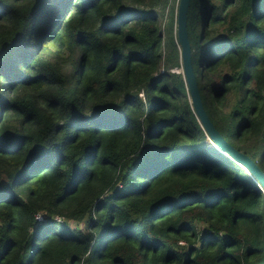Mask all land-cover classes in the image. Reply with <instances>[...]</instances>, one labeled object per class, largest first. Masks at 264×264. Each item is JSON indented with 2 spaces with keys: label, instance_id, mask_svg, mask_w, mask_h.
Here are the masks:
<instances>
[{
  "label": "trees",
  "instance_id": "trees-1",
  "mask_svg": "<svg viewBox=\"0 0 264 264\" xmlns=\"http://www.w3.org/2000/svg\"><path fill=\"white\" fill-rule=\"evenodd\" d=\"M178 3L0 0V264H264V194L194 115ZM186 30L207 116L264 174V0H190Z\"/></svg>",
  "mask_w": 264,
  "mask_h": 264
},
{
  "label": "water",
  "instance_id": "water-1",
  "mask_svg": "<svg viewBox=\"0 0 264 264\" xmlns=\"http://www.w3.org/2000/svg\"><path fill=\"white\" fill-rule=\"evenodd\" d=\"M189 4L190 0H179L176 19V33L180 48L182 74L187 85L192 110L200 127L212 145L225 156L232 159L235 163L241 165L253 178H255L264 194V174L258 168L256 163H254L246 155L235 150L221 137L203 108L195 76L192 70L191 46L186 30L187 11Z\"/></svg>",
  "mask_w": 264,
  "mask_h": 264
},
{
  "label": "rangeland",
  "instance_id": "rangeland-1",
  "mask_svg": "<svg viewBox=\"0 0 264 264\" xmlns=\"http://www.w3.org/2000/svg\"><path fill=\"white\" fill-rule=\"evenodd\" d=\"M161 26H162V24H161ZM177 28V27H176ZM191 44H192V52H193V55H194V57H195V59H196V61L198 62L199 61V57H200V53H201V51L199 50V48H198V45H197V42H196V40L193 38L192 39V42H191ZM181 59V58H180ZM181 61V60H180ZM181 67H182V64H181ZM182 72V71H181ZM261 188V187H260ZM262 190V189H261ZM58 221H62V219L61 218H58Z\"/></svg>",
  "mask_w": 264,
  "mask_h": 264
}]
</instances>
